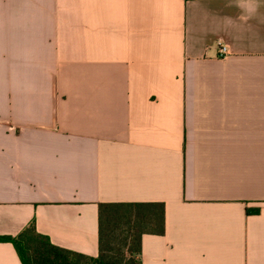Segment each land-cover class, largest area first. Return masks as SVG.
Segmentation results:
<instances>
[{"label":"crops","instance_id":"crops-1","mask_svg":"<svg viewBox=\"0 0 264 264\" xmlns=\"http://www.w3.org/2000/svg\"><path fill=\"white\" fill-rule=\"evenodd\" d=\"M129 202L140 264H264V0H0V235L96 257Z\"/></svg>","mask_w":264,"mask_h":264},{"label":"trees","instance_id":"trees-1","mask_svg":"<svg viewBox=\"0 0 264 264\" xmlns=\"http://www.w3.org/2000/svg\"><path fill=\"white\" fill-rule=\"evenodd\" d=\"M98 252L85 256L53 245L31 222L17 235H0L10 243L21 264H140L143 234L162 235V203H100L97 210Z\"/></svg>","mask_w":264,"mask_h":264},{"label":"built area","instance_id":"built-area-1","mask_svg":"<svg viewBox=\"0 0 264 264\" xmlns=\"http://www.w3.org/2000/svg\"><path fill=\"white\" fill-rule=\"evenodd\" d=\"M226 47L224 45L219 47V56L223 57L226 54Z\"/></svg>","mask_w":264,"mask_h":264}]
</instances>
